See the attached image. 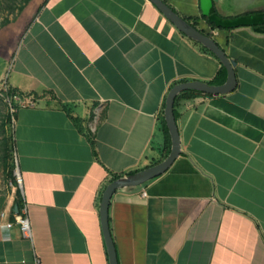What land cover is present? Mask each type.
I'll use <instances>...</instances> for the list:
<instances>
[{
  "label": "crops",
  "instance_id": "crops-1",
  "mask_svg": "<svg viewBox=\"0 0 264 264\" xmlns=\"http://www.w3.org/2000/svg\"><path fill=\"white\" fill-rule=\"evenodd\" d=\"M164 1L212 33L236 62L237 86L180 101L181 154L113 195L119 264H264V29L213 30L200 0ZM213 1L225 18L264 11V0ZM28 5L0 29V85L34 96L13 131L31 237L11 219L13 196L0 264H109L100 216L109 179L165 159L170 89L212 82L221 65L149 0Z\"/></svg>",
  "mask_w": 264,
  "mask_h": 264
},
{
  "label": "water",
  "instance_id": "water-1",
  "mask_svg": "<svg viewBox=\"0 0 264 264\" xmlns=\"http://www.w3.org/2000/svg\"><path fill=\"white\" fill-rule=\"evenodd\" d=\"M163 15L169 19L184 35L194 39L209 50H211L227 69V78L224 83L213 84L202 80H189L176 83L169 91L164 109V117L171 138V149L167 157L152 166L146 167L135 173L122 175L109 182L102 194L100 204V216L103 235L108 251L109 264H119L117 249L113 240L109 212L110 204L115 192L122 188H133L142 185L147 181L161 175L169 169L177 157L181 154V137L175 116V101L177 96L187 90H195L204 94L216 95L226 94L233 91L237 86L235 72L236 62L231 59L226 51L215 41V39L203 33L200 29L183 18L164 0H149ZM202 13L208 16L209 20L221 27H239L243 25H257L264 22L263 13L241 15L233 18H225L215 10L213 0H200ZM14 211L19 212L18 205H14Z\"/></svg>",
  "mask_w": 264,
  "mask_h": 264
},
{
  "label": "trees",
  "instance_id": "trees-1",
  "mask_svg": "<svg viewBox=\"0 0 264 264\" xmlns=\"http://www.w3.org/2000/svg\"><path fill=\"white\" fill-rule=\"evenodd\" d=\"M31 0H8L7 1V5L5 6L4 11H6V15H4L3 21L0 23V29L3 28L4 26L10 24L11 22L15 21L18 16L24 11V9L27 7V5L29 4ZM17 12V17H15L14 19H10L9 18V13H14ZM180 14V13H179ZM264 14V11H263ZM183 18H185L188 22H190L191 24H193L195 27L199 28L198 25V19L197 17H187L185 15L180 14ZM206 22L207 24L213 29H234L235 27H221V26H217L215 22H212L209 20L208 16L206 15H202L201 16ZM256 26L263 28L264 29V22L261 24H257ZM203 33L207 34L208 36H212V33L206 32L202 29H200ZM186 36V35H185ZM187 37V36H186ZM193 44L197 45L200 47L201 50H203L204 52L210 53L212 56H214L220 63V69L217 75V78L210 82L213 84H221L223 83L226 78H227V69L226 67L222 64V62L220 61V59L211 51L209 50L207 47H205L203 44H201L200 42L191 39L189 37H187ZM198 95H210V94H204L202 92L199 91H195V90H187V91H183L181 92L175 101V116H176V108L177 106L180 104V101L184 100V99H191L194 98ZM15 96H19V97H32L31 94H25L21 91H19L18 89L12 88V87H8V88H3L0 89V99H8L9 102L12 104V107L15 105V101H14V97ZM16 113H17V109H16ZM16 113L14 115V119H16ZM12 116L13 115H9L6 116L5 121H3L1 127H2V132L3 135L0 138V156L1 159L3 161L4 164H6V162L11 158V154L16 152V142H15V138H14V132L12 133V137L8 136L7 130L5 129V126L8 124V122H11L12 120ZM76 123V120H74ZM163 125H164V129L166 131V133L168 134V128L166 126V122L165 119H163ZM14 131V130H13ZM170 151V143H168V149L166 154L164 155V158L167 157L168 153ZM163 159H160V161H162ZM13 168H9L7 175L12 178V182L13 183H17L16 181V177L13 173ZM123 174H112L111 178L109 179V182H111L112 180L122 176ZM15 204L18 205L19 211H22L23 207H24V199L22 196V193L20 190H18L17 196L15 198ZM6 205H7V200L2 197L0 199V214L6 209ZM11 219L14 221L15 220V211H14V205L12 206V210H11ZM1 219V216H0Z\"/></svg>",
  "mask_w": 264,
  "mask_h": 264
},
{
  "label": "rangeland",
  "instance_id": "rangeland-1",
  "mask_svg": "<svg viewBox=\"0 0 264 264\" xmlns=\"http://www.w3.org/2000/svg\"><path fill=\"white\" fill-rule=\"evenodd\" d=\"M8 0H0V23L3 21L4 15H6V11L3 12L5 6L7 5ZM35 1V0H34ZM37 1V0H36ZM33 3V0H31L29 3ZM29 6V5H27ZM25 10V9H24ZM9 18L14 19L17 17V12L14 13H9ZM21 15V14H20ZM19 15V16H20ZM18 16V17H19ZM14 22V21H13ZM4 71L1 69L0 70V80L4 78ZM0 89H3V86L0 85ZM20 107L17 103L12 107V104L9 102L8 99H0V138L3 135L2 132V123L5 121L6 116L13 115L11 122H8V124L5 126V129L7 130L8 136L12 137V133L14 130V124H15V119L14 115L16 113V109ZM13 168V173L16 177L17 183L12 182V178H10L7 175L8 169ZM17 172H19V168L17 167V162H16V155L15 153L11 154V158L6 162V164L3 163L1 156H0V199L4 197L7 200V205L6 209L10 210V205H9V199L11 197H16L18 190L21 191L20 189V183L17 179ZM1 216V214H0ZM1 221V219H0Z\"/></svg>",
  "mask_w": 264,
  "mask_h": 264
},
{
  "label": "built area",
  "instance_id": "built-area-1",
  "mask_svg": "<svg viewBox=\"0 0 264 264\" xmlns=\"http://www.w3.org/2000/svg\"><path fill=\"white\" fill-rule=\"evenodd\" d=\"M6 89V88H5ZM15 103H17L20 107H25L28 105H34V101L30 100L29 98L26 97H19L15 96L14 97ZM17 179L21 185V177L20 175H17ZM5 216V211L1 213V217ZM18 225H20L21 231L24 236L26 237H31V228H30V223H29V218L27 216V210H26V205L24 203V207L22 211H19L18 213L15 212V220ZM12 222L8 223V226H11Z\"/></svg>",
  "mask_w": 264,
  "mask_h": 264
},
{
  "label": "bare ground",
  "instance_id": "bare-ground-1",
  "mask_svg": "<svg viewBox=\"0 0 264 264\" xmlns=\"http://www.w3.org/2000/svg\"><path fill=\"white\" fill-rule=\"evenodd\" d=\"M17 175H19V174L17 173Z\"/></svg>",
  "mask_w": 264,
  "mask_h": 264
}]
</instances>
